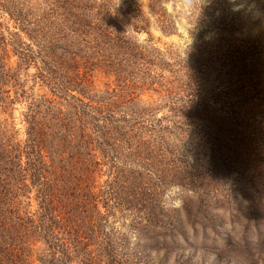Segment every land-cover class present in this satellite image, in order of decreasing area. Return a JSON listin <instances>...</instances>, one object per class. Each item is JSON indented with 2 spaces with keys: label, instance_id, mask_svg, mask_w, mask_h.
<instances>
[{
  "label": "rangeland",
  "instance_id": "374dc122",
  "mask_svg": "<svg viewBox=\"0 0 264 264\" xmlns=\"http://www.w3.org/2000/svg\"><path fill=\"white\" fill-rule=\"evenodd\" d=\"M27 1L40 26L0 5L2 45L19 81L36 99L59 102L62 93L42 76L53 64L44 54L60 36L54 49L68 56L60 46L73 40L79 63H68V79L60 71L63 81L79 65L78 81L85 74L89 81L72 93L93 105L115 102V126L128 132V144L97 150L95 158L99 221L116 246L113 264H264V0L79 1L140 9L146 28L128 22L116 45L99 36L107 20L73 0ZM93 35L95 48L84 42ZM125 47L145 49L149 68L125 54L123 65L113 63L110 55ZM11 107L0 118L24 141L28 101ZM28 195L35 211V189Z\"/></svg>",
  "mask_w": 264,
  "mask_h": 264
},
{
  "label": "trees",
  "instance_id": "16d2710c",
  "mask_svg": "<svg viewBox=\"0 0 264 264\" xmlns=\"http://www.w3.org/2000/svg\"><path fill=\"white\" fill-rule=\"evenodd\" d=\"M74 1L80 6L79 1L82 0ZM151 1L158 3L160 0ZM29 4L27 0H0L3 9L15 19L40 26L41 20L38 23L31 21L37 16L33 17L35 13ZM80 8L95 11L100 22L107 20V25L115 30L110 32L105 29L110 26H101L99 36H112L115 45L124 42L117 32L122 31L128 22L135 30L146 28L147 20L133 4L125 7V13L112 11L109 6L86 5ZM105 13L109 14L106 18ZM75 30L78 29H72ZM61 40L62 37L54 36L47 41L50 47L44 55L53 64L48 67V75L42 74L45 81L54 85L53 91L62 93L60 101L56 102L55 99H36L19 81L17 72L6 61L5 44L2 45L4 37L0 32V115L11 110L15 102L28 101V110L23 114L26 124L24 141H17L7 119L0 118V264H113L116 258V246L99 221L104 216L94 191L97 170L94 167L99 163L95 161L96 151L102 148L116 151L119 141L128 144V132L115 126V102L93 105L72 93L86 82L84 79H88L85 74L78 81L79 65L70 81H63L60 71L68 79L64 70L70 62L79 63L80 55L71 50L75 44L73 40H68L70 49L60 46L62 53L68 56L59 54L54 46ZM84 42L93 44L95 48L97 37L93 35ZM101 53L105 57L103 48ZM120 54L140 60L141 66L152 62L145 49L125 47L122 53L110 55L114 57L113 63L123 65ZM63 103L66 109L62 108ZM33 189L38 204L35 211L30 209V195L26 196ZM130 191L129 196L133 193ZM109 192L110 200L118 203L117 189ZM136 193L134 197L137 199ZM124 199L128 202L129 197ZM120 203L126 202L121 199ZM135 208L141 210L142 203ZM186 216L189 217L188 214ZM147 223L152 224V219L149 218Z\"/></svg>",
  "mask_w": 264,
  "mask_h": 264
}]
</instances>
